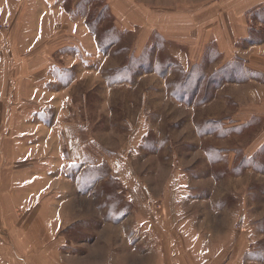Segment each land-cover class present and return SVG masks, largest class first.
<instances>
[{
  "label": "rangeland",
  "instance_id": "374dc122",
  "mask_svg": "<svg viewBox=\"0 0 264 264\" xmlns=\"http://www.w3.org/2000/svg\"><path fill=\"white\" fill-rule=\"evenodd\" d=\"M251 10L248 37L225 60L197 51L187 62L169 44L107 35L106 12L102 27L88 15L107 58L63 74L64 84L74 79L66 88L43 86L38 62L65 65L79 40L33 47L36 35H15L17 19H0V133L13 134L1 144L0 180L46 177L24 199L51 182L42 213L66 227L59 264H264V6ZM16 145L33 146V160H15ZM43 153L49 165L29 168Z\"/></svg>",
  "mask_w": 264,
  "mask_h": 264
},
{
  "label": "crops",
  "instance_id": "0c3cea01",
  "mask_svg": "<svg viewBox=\"0 0 264 264\" xmlns=\"http://www.w3.org/2000/svg\"><path fill=\"white\" fill-rule=\"evenodd\" d=\"M191 4L187 0H12L11 3L9 0H0V19L3 22H11V24L17 19L15 25H18L21 32L15 35H36L33 47L38 41H42L40 45H43L46 40L48 44L46 48H49L61 35H68L70 38L79 40L80 46L70 53H65L68 54L65 65L62 62H56L53 58H43L38 62V69L41 73L40 82L43 86L51 84V87L59 85L66 88L74 84V79L73 82L64 84L66 77L63 74L68 72L78 74L81 70L91 69L92 66L87 65L86 62L91 61L93 55L94 57L100 56V64L102 58L104 61L107 58L108 48H103L98 43L96 35L100 34L96 32L98 29L91 28L93 19L89 18L91 22H88V15H96L98 21L95 20L93 25L99 24L102 27L108 24L106 18L104 22L100 17L103 12H106L105 17L110 20L111 24V31L107 35H117L119 39L129 35L127 38L130 37L135 46L153 48L151 45H156V43L157 45L163 44V46L169 44L174 50L180 48L182 50L180 52L185 53V60L197 51V53L202 52L199 55L202 57L206 52L211 51L213 56L216 55L225 60L226 53L234 47L239 38L248 37L246 14L248 15L253 7L262 8L264 0H243V3L239 1L238 4L237 0H213L205 5L203 2ZM191 8L194 9L189 10ZM226 8L230 10L225 12ZM96 9L100 11L97 13ZM235 24H239L238 29L235 28ZM2 35H14V33ZM117 38L110 48L117 45ZM31 47L27 49L32 50ZM88 47L91 50L93 48L94 54L89 51ZM18 54L22 55L24 52L19 49ZM56 54L51 53L49 56ZM195 62H197L195 65L201 63ZM76 66L79 67L75 68ZM24 67L22 70L25 74L31 71L30 66ZM49 134L53 136V130H49ZM6 135L5 132L0 133V153L2 152L1 144ZM9 135L13 134L7 136ZM58 135L68 137L69 133H58ZM14 141L19 142L18 138H14ZM16 146L19 152L23 153L21 156L17 155L15 160H33L31 157H33V152H36L33 146L28 147L26 151L20 149V145ZM45 146L42 145L39 148ZM65 148L62 145L58 148V153L64 151ZM68 148L67 146L66 149ZM1 154L3 155V152ZM41 156L43 158L39 161L30 162L29 168L33 169L38 164L45 169L49 161H47L46 153ZM59 174L64 178L72 179L70 175H64L62 172ZM45 178L37 174L28 179H14L11 175L9 181L0 180V189H4L7 185L0 195V233L1 230L4 232L0 234V264H59L54 253L56 250L61 252L63 251L61 249H64V246H58V237L66 227L64 228L65 225L59 221L58 215L50 222V218L42 213L46 199L45 192L48 189L50 191L51 182L41 188L43 190L41 197L35 192L25 199L21 195L22 191L30 189L32 184L36 185L37 182L46 180ZM68 178L65 182L70 183ZM34 211L38 213L33 216ZM24 216L32 217L26 229L23 228L24 224H20ZM36 226L44 235L37 234L39 229H36ZM71 226L72 224H69L67 227L71 228ZM52 249L55 250L52 252Z\"/></svg>",
  "mask_w": 264,
  "mask_h": 264
},
{
  "label": "trees",
  "instance_id": "16d2710c",
  "mask_svg": "<svg viewBox=\"0 0 264 264\" xmlns=\"http://www.w3.org/2000/svg\"><path fill=\"white\" fill-rule=\"evenodd\" d=\"M99 41V40H98ZM100 43V42H99Z\"/></svg>",
  "mask_w": 264,
  "mask_h": 264
}]
</instances>
